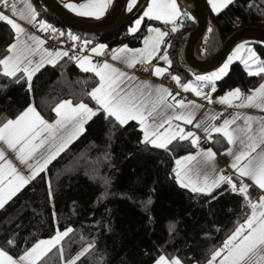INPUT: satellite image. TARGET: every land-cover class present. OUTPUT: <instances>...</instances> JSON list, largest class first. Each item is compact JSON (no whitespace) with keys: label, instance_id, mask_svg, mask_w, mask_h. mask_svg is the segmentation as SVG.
I'll use <instances>...</instances> for the list:
<instances>
[{"label":"trees","instance_id":"16d2710c","mask_svg":"<svg viewBox=\"0 0 264 264\" xmlns=\"http://www.w3.org/2000/svg\"><path fill=\"white\" fill-rule=\"evenodd\" d=\"M36 4L59 41L76 36L88 47L138 46L147 25L154 24L167 32L162 49L172 59V74L190 79L179 45L196 29L194 18L183 16L171 26L145 21L132 35L128 30L140 10L119 26L84 33L67 26L40 0ZM243 27H264V0H234L218 13L209 12L206 32L197 45L201 57H215L228 37ZM14 37L11 26L0 22V128L29 106L48 122L63 101L95 106L91 92L98 78L82 72L73 54L43 67L30 84L21 73L4 75L1 61ZM250 42L264 70V42ZM263 80L264 73L252 75L235 62L216 83L214 94L238 88L248 95ZM190 150L182 141L166 148L151 146L136 123L122 125L100 110L65 151L0 209V249L18 257L60 230L68 231L66 237L37 264H154L161 256L205 264L248 218L261 194L254 187L238 194L223 185L204 194L182 186L175 162Z\"/></svg>","mask_w":264,"mask_h":264},{"label":"crops","instance_id":"0c3cea01","mask_svg":"<svg viewBox=\"0 0 264 264\" xmlns=\"http://www.w3.org/2000/svg\"><path fill=\"white\" fill-rule=\"evenodd\" d=\"M8 1L15 3L14 9L6 14ZM58 1L70 15L87 23L104 19L116 3V0ZM203 1L208 13H218L234 0ZM188 8L193 9L188 0L185 5L179 0H124L115 24L127 22L142 10L128 30L133 35L145 21L171 26L183 16L195 19ZM39 10L36 0H0V22H7L15 34L1 61L2 73L9 77L21 73L29 84L43 67L56 65L70 55L64 49L57 52L44 49L43 35L52 30L40 18ZM166 37L162 28L148 24L138 46L120 45L112 49L104 43L89 46L76 65L82 72L98 78V85L91 92L95 106L63 101L51 122L29 106L0 128V209L65 151L102 110L122 125L136 123L144 142L156 148H166L174 141L186 142L191 150L175 162L176 177L182 186L204 194L223 185L231 190L239 186L242 193L249 187L257 189L261 196L248 218L205 264H264V80L248 95L238 88L214 94L216 83L235 62L252 75L264 73L259 55L251 40H240L219 64L200 73L185 66L182 56L190 75L189 80H184L172 74V59L162 49ZM72 38L77 40L76 36ZM85 43L81 44L86 46ZM197 45L194 55L204 60ZM186 47L187 43L183 54ZM138 63L145 66L141 74L134 71ZM166 74L173 76L175 88L191 95L189 101L172 103V88L161 82ZM232 106H237L234 115L215 125L222 112ZM204 142L208 144L201 148ZM43 240L18 257L0 249V264H37L46 252L44 249L31 252ZM154 264L184 263L176 257L161 256Z\"/></svg>","mask_w":264,"mask_h":264},{"label":"water","instance_id":"95a60500","mask_svg":"<svg viewBox=\"0 0 264 264\" xmlns=\"http://www.w3.org/2000/svg\"><path fill=\"white\" fill-rule=\"evenodd\" d=\"M47 9L58 19L63 21L67 26L84 33L101 32L113 26L123 8L124 0H116L112 11L102 20L95 23L83 22L72 15L59 3L58 0H40ZM185 5V0H179ZM191 2L193 9L188 8L189 12L195 17L197 27L195 30L186 34L179 45L180 55L184 56L187 67L200 73L219 64L227 55L232 46L240 40H251L264 42V27H243L238 29L234 34L228 37L221 51L213 58L208 60H199L194 55V47L206 32L208 25V10L203 0H188ZM187 43L184 54L182 53Z\"/></svg>","mask_w":264,"mask_h":264},{"label":"built area","instance_id":"2783aa9c","mask_svg":"<svg viewBox=\"0 0 264 264\" xmlns=\"http://www.w3.org/2000/svg\"><path fill=\"white\" fill-rule=\"evenodd\" d=\"M14 3L12 1H8L5 3V13L9 14L14 9ZM43 47L47 51L57 52L61 49L68 51L69 54L75 55V57H81L86 53L88 46H83L77 40L72 39L68 42L59 41L58 35L54 31H48L43 35ZM145 70V66L142 63H138L134 71L137 74L143 73ZM162 84L168 85L172 88V103L178 104L182 101H189L191 99V95L188 93H183L179 91L174 86V78L170 74H166L161 78ZM237 106H232L222 112V114L215 120L214 124L219 125L223 120L229 119L234 115ZM208 143L204 142L200 145L201 148H204ZM224 173V171H222ZM232 190L235 193L241 194L242 190L239 186H234ZM255 205V203H254Z\"/></svg>","mask_w":264,"mask_h":264},{"label":"rangeland","instance_id":"374dc122","mask_svg":"<svg viewBox=\"0 0 264 264\" xmlns=\"http://www.w3.org/2000/svg\"><path fill=\"white\" fill-rule=\"evenodd\" d=\"M77 15L82 16V14L80 13H77ZM67 233L68 231L58 230L52 237L43 240L40 244H38L35 248H33L31 254L34 253L35 251H39L40 249H44L45 251L43 252H46L44 254H47V252L52 250L55 246L61 244L62 240L66 237Z\"/></svg>","mask_w":264,"mask_h":264}]
</instances>
